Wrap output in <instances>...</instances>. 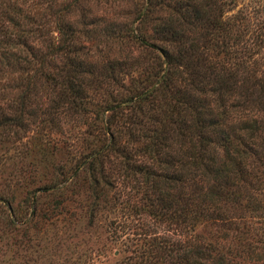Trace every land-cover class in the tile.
Instances as JSON below:
<instances>
[{
  "label": "rangeland",
  "instance_id": "obj_1",
  "mask_svg": "<svg viewBox=\"0 0 264 264\" xmlns=\"http://www.w3.org/2000/svg\"><path fill=\"white\" fill-rule=\"evenodd\" d=\"M14 1L48 32L27 38L34 55L22 45L0 66V110L17 114L0 124V196L12 207L0 200V264H264V192L218 200L232 208L220 215L199 200L181 208L146 197L145 168L176 160L157 165L133 130L146 104H164L160 91L137 97L161 71L157 49L125 33L138 0ZM215 1L263 68L264 46L251 40L264 33V0ZM137 25L165 44L150 22Z\"/></svg>",
  "mask_w": 264,
  "mask_h": 264
},
{
  "label": "trees",
  "instance_id": "obj_2",
  "mask_svg": "<svg viewBox=\"0 0 264 264\" xmlns=\"http://www.w3.org/2000/svg\"><path fill=\"white\" fill-rule=\"evenodd\" d=\"M14 2L0 0L1 67L11 56L19 57L22 45L31 55L36 53L39 46L27 42L31 35L42 42L47 38V22L34 17L35 13H21ZM215 2L138 0L137 23L127 26L125 33L158 51L156 66L161 71L153 73L154 80L137 97L145 99L160 91L164 103L146 104L144 120L131 118L138 124L133 130H140L143 147L155 155L157 165L160 160H176V166L165 170L145 168L150 179L146 197L165 207L181 208L187 200H199L204 203L199 207L220 215L232 208L217 204L218 200L228 202L264 192V67L245 53L248 43L239 27ZM141 22H150L151 31L165 44L157 45L139 32ZM63 25L58 24V29ZM256 39L252 38L253 44L264 46V33ZM12 116L17 114L0 110V124ZM161 146L177 155L166 151L160 157ZM166 178L177 181L174 190L165 188L169 186ZM1 199L10 210L11 202ZM9 222H14L10 213L4 224ZM182 261L193 264L185 258Z\"/></svg>",
  "mask_w": 264,
  "mask_h": 264
}]
</instances>
